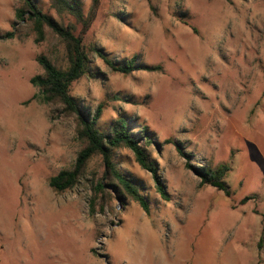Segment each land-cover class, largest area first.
I'll return each mask as SVG.
<instances>
[{"label": "rangeland", "instance_id": "374dc122", "mask_svg": "<svg viewBox=\"0 0 264 264\" xmlns=\"http://www.w3.org/2000/svg\"><path fill=\"white\" fill-rule=\"evenodd\" d=\"M36 1L56 21L76 23ZM80 1L88 15L94 0ZM21 6L0 0V37L16 32L0 41V264H264V0H99L85 43L163 70L124 76L91 55L97 78H82L71 94L86 115L105 104L103 129L127 117L151 132L169 202L129 150L118 152L147 189L149 216L108 197L91 214L100 158L73 190L50 187L83 146L75 118L33 100L38 58L63 64L65 46L49 29L37 43L16 19ZM222 164L231 167V196L202 187L196 173Z\"/></svg>", "mask_w": 264, "mask_h": 264}, {"label": "trees", "instance_id": "16d2710c", "mask_svg": "<svg viewBox=\"0 0 264 264\" xmlns=\"http://www.w3.org/2000/svg\"><path fill=\"white\" fill-rule=\"evenodd\" d=\"M19 1L22 6L16 11V19L20 23L33 27L37 43L45 40L46 30L49 29L65 46L63 64L45 55L38 58L43 73L31 79V84L39 89L33 100L47 106H60L63 117L75 118L78 125L77 138L83 146L72 168L51 177L50 187L61 194L73 190L88 175L92 161L100 158L103 164L102 174L94 172L89 179L92 192L91 214L94 215L97 212L99 200H105L108 197L121 200L123 204L131 200L138 203L146 215H151L152 204L147 189L125 171L123 162L118 158L119 151L129 150L134 162L152 176L155 190L160 198L169 202L171 195L159 165L148 149L154 145L151 132L146 126L136 131L134 122L127 117H119L107 129H103L100 126V120L103 117L105 104H100L94 114L86 115L78 100L72 96L71 89L74 83L84 77L97 78V74L91 67V55L101 59L112 72L124 76H130L136 71L160 72L163 70L162 66L139 64L138 56H134L129 61L120 62L110 58L109 53L97 45L85 43V36L96 19L99 0H94L88 15L84 13L80 0H50L51 7L60 17L75 20L76 23L68 25L46 14L36 0ZM79 25L81 29L78 32ZM15 36L16 32H9L0 37V41L13 39ZM174 143L178 152L185 156L179 144ZM230 171L229 164H222L216 168L210 166L199 168L196 173L201 179L202 187L211 186L231 196L226 181ZM102 207L104 209V205ZM263 244L264 237L259 242V249L263 248Z\"/></svg>", "mask_w": 264, "mask_h": 264}]
</instances>
